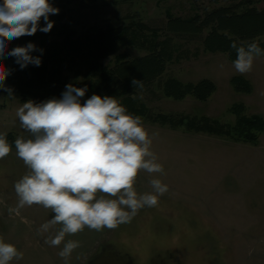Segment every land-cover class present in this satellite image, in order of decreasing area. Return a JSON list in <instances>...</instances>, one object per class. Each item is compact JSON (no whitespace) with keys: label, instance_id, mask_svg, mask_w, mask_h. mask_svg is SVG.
<instances>
[{"label":"rangeland","instance_id":"374dc122","mask_svg":"<svg viewBox=\"0 0 264 264\" xmlns=\"http://www.w3.org/2000/svg\"><path fill=\"white\" fill-rule=\"evenodd\" d=\"M50 2L60 11L49 17L55 22L50 32L37 31L35 41H31L35 45L45 36L50 41L61 40L60 29L82 31L91 26L105 28L108 23L119 26L143 22L159 32V40L170 37L168 45L172 52L164 74L138 90L140 101L151 115L169 116L163 125L143 121L150 135L155 134L151 150L165 174L150 175L141 170L134 185L138 194L151 192L150 180L155 176L169 190L159 198L157 206L139 210L131 222L116 229L98 232L85 227L66 236L65 242H80L67 264H264V135L258 145H253L208 131L197 133L191 127L170 126L172 120L181 116L192 119L194 124L203 122L204 116L211 121L233 123L235 117L228 113V108L238 102L245 105L247 114L264 119V56L256 58L250 72L239 74L225 53L205 52L203 40L209 29L185 35L171 33L166 27L167 14L189 18L198 13L203 18L213 9L238 0ZM259 7H264V0ZM119 52L132 57L148 53L135 46L122 47ZM73 67L72 79L78 80L74 83L79 87L87 79L86 69ZM237 75L252 83L251 93L233 89L230 80ZM169 77L183 82L209 79L217 89L207 101L190 96L175 100L163 92V82ZM15 97L16 101L11 102L0 91V133H6V138L9 134L15 138L27 136L15 115L23 102ZM27 171L12 145V151L0 159V237L15 245L24 257L11 264H65L58 255L63 243L59 247L49 246L44 240L51 233L37 234V229L54 215L51 210L33 205L25 206L19 215L9 214L8 209L18 202L14 184Z\"/></svg>","mask_w":264,"mask_h":264},{"label":"clouds","instance_id":"9594fccd","mask_svg":"<svg viewBox=\"0 0 264 264\" xmlns=\"http://www.w3.org/2000/svg\"><path fill=\"white\" fill-rule=\"evenodd\" d=\"M59 11L50 0L0 3V90L7 97L17 99L5 83L12 72L4 61L14 58L21 70L29 65L39 67L44 51L32 42L9 49L10 42L37 31L50 32L55 22L49 17ZM230 47L235 49L233 67L239 74L250 72L256 58L264 56L257 41L233 42ZM132 85L142 88L143 82L134 78ZM87 91V86L69 83L59 98L39 103L29 99L15 112L27 136H18L14 147L28 171L14 184L18 202L8 211L19 215L25 206L33 205L51 210L54 215L37 229V234L51 233L44 240L49 246L63 243L58 255L65 264L80 247L79 241L65 242L66 236L85 227L98 232L116 229L131 222L139 210L157 206L169 190L154 176L150 180L152 191L138 194L134 185L141 170L150 175L165 174L151 150L155 134L150 135L142 117L129 113L116 97L94 93L82 99ZM11 151L6 133H0V159ZM23 257L22 251L0 237V264Z\"/></svg>","mask_w":264,"mask_h":264},{"label":"trees","instance_id":"16d2710c","mask_svg":"<svg viewBox=\"0 0 264 264\" xmlns=\"http://www.w3.org/2000/svg\"><path fill=\"white\" fill-rule=\"evenodd\" d=\"M261 3L262 0H238L234 4L213 9L203 18L198 13L189 18L167 14V31L197 34L202 29H209L203 40L205 52H222L234 61L236 52L230 47L233 42L239 44L257 41L264 49V7H259ZM58 34L61 40L50 41L48 36L39 40L37 47L44 50L39 67L29 65L21 70L14 58L4 61L12 72L5 83L13 89L14 95L19 96L20 102L31 99L39 103L52 97L59 98L67 84L76 86L75 83L78 82L71 75L74 65L86 69L87 79L79 87L87 86L88 91L82 99H87L94 93L114 96L129 113L142 117L143 121L159 125L165 123L169 116L151 115L146 104L138 97L140 88L136 89L132 80H142L145 87L164 74L166 64L172 57L168 45L170 37L159 40V32L143 22L119 26L108 23L105 28L91 26L82 31L60 29ZM36 37L35 34L14 40L11 48L24 46L35 41ZM132 46L140 47L148 53L132 57L128 53L119 52L122 47ZM33 55L40 53L34 52ZM107 59L113 63L104 64ZM66 71L69 73H65ZM230 83L238 93L252 92V83L241 75L233 76ZM216 89V84L209 79L183 82L169 77L163 82L164 95L175 100L190 96L199 101H207ZM228 113L234 115L233 123H224L218 119L211 121L204 116L203 122L200 120L194 124L192 119L181 116L172 120L170 126L175 129L179 126H184V129L191 127L197 133L208 131L224 139L258 145L264 135V119L257 114H247L246 107L241 102L229 107ZM15 139L12 134L7 136L12 145Z\"/></svg>","mask_w":264,"mask_h":264},{"label":"crops","instance_id":"0c3cea01","mask_svg":"<svg viewBox=\"0 0 264 264\" xmlns=\"http://www.w3.org/2000/svg\"><path fill=\"white\" fill-rule=\"evenodd\" d=\"M0 91H3V90H0ZM3 92H4V91H3ZM5 94H7V93L4 92V95H5ZM14 96H15V95H14ZM10 100H11V102H12V100H13V101H16L15 99H10ZM3 105H4L3 108H5V109L8 107V106H7V103H4Z\"/></svg>","mask_w":264,"mask_h":264},{"label":"built area","instance_id":"2783aa9c","mask_svg":"<svg viewBox=\"0 0 264 264\" xmlns=\"http://www.w3.org/2000/svg\"><path fill=\"white\" fill-rule=\"evenodd\" d=\"M12 45H13V41H12V42H10V44H9V48H11V47H12Z\"/></svg>","mask_w":264,"mask_h":264},{"label":"flooded vegetation","instance_id":"af4514ba","mask_svg":"<svg viewBox=\"0 0 264 264\" xmlns=\"http://www.w3.org/2000/svg\"><path fill=\"white\" fill-rule=\"evenodd\" d=\"M110 248V247H109Z\"/></svg>","mask_w":264,"mask_h":264}]
</instances>
